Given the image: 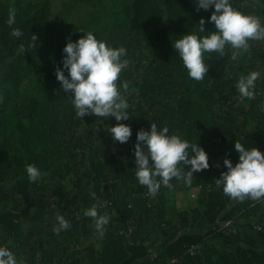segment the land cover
I'll use <instances>...</instances> for the list:
<instances>
[{"label": "trees", "instance_id": "1", "mask_svg": "<svg viewBox=\"0 0 264 264\" xmlns=\"http://www.w3.org/2000/svg\"><path fill=\"white\" fill-rule=\"evenodd\" d=\"M165 1L169 2L168 9L172 8L173 4L183 8L186 6L185 3H187L190 5L192 11L197 10L196 0H145L146 24L150 25L151 21L163 10ZM213 10L214 9H209L205 11L202 9L204 18L207 21ZM137 17L138 15L135 14L131 19V25H133V27L136 25L135 21ZM174 24L176 25V23ZM212 30H215L214 25L207 22L206 31ZM135 33H143V31L135 30ZM205 34L207 35L208 32H205ZM6 35L5 33V40L12 43L8 50L12 52L20 37L16 38L12 35L6 37ZM174 38L178 39L179 37L175 36ZM5 42L6 41H4L3 44L5 45L3 46L8 45ZM66 43L67 41L64 47ZM3 46H1L0 41V51ZM2 55L4 57L5 54L2 53ZM169 56V53L164 54V61L156 65V67L150 71L149 75L142 78L138 87L139 97H151L152 95L163 93L166 90L169 91V88H174L171 102L165 106L163 111H159L155 114L153 122L158 127H168L169 135L173 133L192 142H198L199 146L203 147L206 152L213 153L214 149L212 148L209 150L208 147L212 119L221 118L228 124L242 128L247 116H255V105L251 103L246 106L238 99H231L228 103L222 102L220 100V97L224 93L222 86L217 87L215 94L207 88V84L211 78L218 72L213 71L215 63L214 55L211 57V55L208 56V53L205 54V63H208L209 70L207 76L202 81H196L189 77L188 71L177 53L172 57ZM58 67H62V64L59 63ZM65 74L67 75L66 70ZM179 75L183 76L180 83H177L175 79L179 77ZM49 85L53 88V92L50 91V96L46 104L54 99L59 89L62 90L57 78L55 81H50ZM69 97L70 93L63 92L62 99L59 101L61 110L58 118L62 120L63 130L78 128L85 118L79 119L76 117L75 109L72 107L71 101L68 99ZM4 106L3 103H0V116L4 112L3 110H5ZM50 108L51 106L44 105L42 111H40L38 107H33L35 113L29 123L30 129L17 118H15L16 121L13 122L11 128L8 129L4 128L3 124L0 123V137L2 136L1 138L5 140V150L3 153L2 151L0 153V180H14L15 191L17 194L21 195L23 199H27L30 196L31 186V181H29L25 171L26 166L35 164L38 168L42 167L43 170H49L54 167L62 157V146L60 142L58 143V136H56L50 126L45 125L46 122H48L45 120V117L50 111ZM256 141L258 149L264 153V122H258V138ZM233 144V142L229 141L228 144H220L217 148L219 151L223 148L226 157L231 159L233 165H235V163L238 162L239 155L235 152L234 156L232 152L233 148L230 147L233 146ZM76 146L83 147L82 143H79V139H76L73 144V147ZM42 150L44 151L42 152ZM127 150L126 146L121 145L117 148L115 153L117 160L120 162L119 176L123 178L127 176L134 177L136 184L135 193H145L148 191L147 188L140 185L135 177L134 161H125L124 159ZM8 157L10 159H8ZM87 159L92 173V189L84 194L81 199V205L83 208L87 209L98 202L101 197L108 199L111 206L115 205L111 196V192L115 185H109L104 192L101 190V175L104 165L99 159L97 152L91 147H88ZM38 161H42V164H39ZM226 170L224 164L219 167L214 181L208 187L207 184L210 180L207 169L196 172L195 177L197 178L193 179V184L196 185L204 195L205 209L193 210V225L190 230L180 235H168L165 244L159 250L160 255L155 258V260L165 262L183 252L191 245L200 244L205 239L221 238L223 232L216 230V226L219 222L244 218L247 220V224L244 226V233L242 235L236 233L232 238L234 240L243 241L247 247L237 245L234 249V253H241V255L247 256L243 264H264L262 241L255 228V226L259 224V221L252 219L253 212L261 208V202L252 201L250 199L243 202L236 200L228 211L219 215L222 208H224L229 201V197L224 195L222 188H217L215 181L219 178L220 174ZM32 191L36 194V209L33 219L36 222H42L48 212L51 211V203L46 201V192L41 185L34 184ZM92 192L95 193V199L90 195ZM129 203H131L133 209L138 212L143 203V199L138 198L137 201L133 203L130 201ZM126 211V204H124L121 212L122 218ZM22 213V210L18 209L16 206L0 211V231L2 232L3 241L6 243L4 246L12 250L16 257L22 254L18 241ZM103 213L104 212L101 214ZM108 215L110 216V214ZM65 218L68 219L71 224V227L67 231H61L57 234L53 231L54 226L48 231H45L47 238L46 242L51 252L63 243L77 236L81 229H86L88 227L86 221L80 220L76 215L68 214ZM112 220L114 219L110 216V222L105 226V235L101 239V249L97 253L96 261H94L93 264H137L145 260L149 255V251L141 241H133L123 248L119 247L117 238L113 233ZM8 240L9 243L7 244ZM212 254H217L219 257L221 252L217 250L213 253H209L202 250L205 264H215L212 263L210 258ZM229 263L234 264L230 258ZM169 264H191V261L172 262Z\"/></svg>", "mask_w": 264, "mask_h": 264}, {"label": "clouds", "instance_id": "2", "mask_svg": "<svg viewBox=\"0 0 264 264\" xmlns=\"http://www.w3.org/2000/svg\"><path fill=\"white\" fill-rule=\"evenodd\" d=\"M196 6L197 11L214 9L207 22L212 23L215 30L206 31L202 17L198 24L199 33L208 32L207 35L191 31L172 43L191 79L202 81L207 76L209 65L205 63L206 53L223 56L227 54V49H231V60L238 61L250 49L251 41L264 40V21L261 17L240 11L233 7L231 0H196ZM14 23V19L9 21L10 25ZM83 33L85 35L78 40L67 41L62 50V67H57L55 71L56 78L63 92L70 93L68 99L77 118L87 115L114 117L118 123L107 131L113 143H126L132 136V128L120 121L131 119L127 111L131 107L124 95L129 83L118 81L129 65L128 59H125L127 51L123 46L114 47L97 39L92 31ZM10 34L19 38L23 32L20 28H12ZM37 39L32 35L30 48L35 47ZM260 76L261 71L254 70L238 77L234 86L240 101L256 98V81ZM168 133V127H158L154 123L148 130L141 128L136 133L135 177L152 197L160 192L161 187L172 188L173 180L191 185L194 173L210 167L208 153L198 142ZM234 149L239 154L238 162L233 165L231 159H224L227 170L216 179L217 188H222L224 195L240 202L264 200V153L239 141L235 142ZM186 166L190 168L186 170ZM25 171L31 182H38L42 177L35 164L27 165ZM90 195L95 199L94 192ZM101 207L102 204H93L84 211V216L92 219L99 239L104 237L105 226L110 222L106 212L100 214ZM55 219L53 231L57 234L71 227L65 216L57 215ZM0 264L22 262L7 246H0Z\"/></svg>", "mask_w": 264, "mask_h": 264}, {"label": "crops", "instance_id": "3", "mask_svg": "<svg viewBox=\"0 0 264 264\" xmlns=\"http://www.w3.org/2000/svg\"><path fill=\"white\" fill-rule=\"evenodd\" d=\"M231 2L233 7L244 13L259 16L262 21H264V0H231ZM250 43V49L243 53L238 61L231 60V49H227V54L222 56L220 71L223 78L228 80V82L225 81L226 85L224 84L222 86L224 89V95L222 94L220 97L222 102L228 103L231 99H238V93L234 86L236 80L241 74L246 75L254 70L261 71V76L256 81V91L259 88H262L264 91V50L260 48L258 41H251ZM141 80L142 78L137 79L138 83L134 91V96L135 99L142 100L145 105L143 107L144 110H141V112L135 111L133 102L128 96L127 100L131 109L127 111L130 112L131 119L120 121V123L129 124L132 128V136L126 143H113L107 131L111 126H115L118 123L114 117L97 118L95 115H87L78 128L63 130V137L66 141V150L69 159H65V154H63L64 156L62 155V159H60L59 163L47 170L51 172L49 175H46L39 182H31L30 196L27 199H23L21 195L16 193L14 180H0V211L16 206L23 212L20 219V235L18 238L20 247L23 251H21L22 254L20 256H17V259L20 260L22 264H49L50 254L57 252L60 247L67 244L77 246L78 243L79 245L83 243V238L88 234L96 235L94 224L90 225L85 218H80V220L86 221L88 227L86 229H81L77 236L63 243L52 252L48 249L50 247L47 245V238L45 235V231H48L56 225L55 217L57 215L66 217L72 212L71 210H77L79 213H83L86 210L81 205V199L84 194L92 189V173L87 159L88 147H91L97 152L99 159L104 165L101 175V190L104 192L109 185H115L111 192L115 205L104 209L102 212H107L112 216L114 219L112 223L115 224L116 227L121 223L117 222V220L122 217L121 212L124 204L130 201L133 203L137 201L138 198L143 199V203L137 214L133 234L128 242L141 241L147 247L149 255L145 260L137 264H153L155 260L153 255L159 252L158 245H160L162 241H164L165 244L168 235H180L189 230L193 225V210L205 209L204 195L200 192L199 188L193 184V180L191 185H185L182 182L173 180L172 188L161 187L160 192L155 197H152L148 191L141 194L135 193L136 184L134 177L127 176L123 178L119 176L120 162L115 155L117 148L121 145L126 146L128 155L124 158L125 161H134V146L136 144L137 131L141 128L148 130L151 123H154V114L163 111L167 105L165 102L157 103L158 105L151 102V100H154V98L158 97L161 93L152 95L151 97H139L138 87ZM240 102L248 106L253 100L245 99ZM142 118H147L148 121L138 123V120ZM239 133H245L248 137L256 140L258 138V118L251 115L247 116L242 128L228 124L221 118L212 119L208 147L209 150L213 148L214 152H207L210 167L216 165L219 169V167L223 165V161L226 158L225 151L223 148L219 151L217 147L223 143L228 144L229 141L233 142ZM76 139H79V143H82V148L80 146L73 147ZM230 147L233 148L232 152L235 156L236 151L234 149V144ZM74 167L78 169L76 174L73 172ZM210 167L207 169V173ZM188 168H190V166H186V170H188ZM195 176L196 173H194L193 179L197 178ZM34 184H39L44 188L46 192V201L53 202L52 200L55 197L60 200L59 207L48 212L42 222H36L33 219L36 209V194L32 191ZM193 194L195 197L192 196ZM30 199L33 201L32 205L27 204V201ZM235 201L236 200L229 198V201L226 203V206L222 208L219 215L228 211L234 205ZM260 202L262 206L258 211L253 212L252 219L258 220L259 224L257 225L262 227L260 231L257 230V233L261 237L262 251L264 252V200ZM94 204H98V202ZM101 210L100 208V212ZM26 215L30 218V227L25 226L24 220ZM47 220L52 221L47 222ZM246 224L247 220L244 218L219 222L216 226V230L223 232V236L221 238L205 239L200 243L202 250L206 252L213 253L217 250L221 252L219 257L217 254H212L210 256L212 263L230 264L229 258L234 264H243L246 261V255L234 253V249L237 245L247 247L246 244L243 241L234 240L232 238L236 233L242 235ZM29 232H34L38 237H36L34 241L30 239L27 241L28 238L26 237ZM116 238L120 248L127 245L126 243L128 242H125L123 237L117 236ZM8 243L9 240L7 244ZM0 244L3 246L6 245L2 239L1 231ZM25 246H27V248L29 247L28 249L38 247V253L35 254L36 256L33 257L30 252L25 253ZM154 246H157V248H153ZM100 249L101 239L98 238L95 244V261ZM91 257L92 256H90V258Z\"/></svg>", "mask_w": 264, "mask_h": 264}, {"label": "rangeland", "instance_id": "4", "mask_svg": "<svg viewBox=\"0 0 264 264\" xmlns=\"http://www.w3.org/2000/svg\"><path fill=\"white\" fill-rule=\"evenodd\" d=\"M168 3V1L164 2L163 10L148 25L145 22V0H0V41L1 46L5 45L4 41L8 44L3 46L2 52L0 51V103L5 105V110L0 116V123L8 129L17 118L30 129L29 123L35 113L33 107H38L42 111L44 105L51 106L45 117L48 121L45 125L50 126L58 136V143L60 142L62 146V155L65 154L64 158L69 159L66 141L63 137L62 120L58 118L61 110L59 101L63 96L62 90L59 89L54 99L46 103L50 91L53 92L49 83L55 81L56 68L59 63L62 64L64 55L62 50L65 42L69 39L76 41L85 35L83 32L88 31H92L97 39L104 40L114 47H125L127 51L125 59H128L129 65L120 74L118 83L122 81L129 83V88L124 95L129 96L135 111L144 110L145 105L142 100H137L134 96L137 79L149 75L156 65L164 61V54L169 53V57H172L176 53L172 45L177 40L175 36L180 38L191 31L199 33L198 24L200 19L204 18L202 9L192 11L187 3L183 8L173 4L172 8L168 9ZM135 14L138 17L133 27L131 19ZM13 19L15 23L10 25L9 21ZM206 23L205 19V30ZM12 28H20L23 35L19 38L14 50L9 52L8 49L12 43L5 40L4 35L6 33V37H9ZM135 30H142L143 33H135ZM32 35L38 38L33 49L29 47ZM199 35L206 34L204 32ZM2 53L5 54L4 57ZM209 55L211 57L214 55L213 71L218 72L211 78L207 88L215 94L217 87L226 85L225 81L228 82V80L223 78L220 71L222 56L217 53H208ZM182 76L179 75L175 81L180 83ZM173 89L169 88V91H164L151 102L169 104L173 97ZM145 121H148L147 118H142L138 120V123ZM1 137L0 153L1 151L3 153L5 140ZM38 163L42 164V161ZM39 169L42 172L39 181L51 173L43 170L42 167ZM77 170V167L73 168L75 174ZM52 201L58 208L59 198L55 197ZM32 203L31 199L27 201L29 205ZM79 217L85 218L90 225L93 224L90 217L84 216V212L80 213ZM50 221L47 220V222ZM24 222L26 227L31 226L29 216L26 215ZM117 222H122V217ZM36 237L38 236L34 232H29L26 238H28L27 241L29 239L34 241ZM97 241L96 235L88 234L80 245L79 243L77 246L64 245L57 252L50 254L49 264H91L95 261ZM163 245L164 241L158 245L159 250ZM25 247V253L30 252L33 257L38 253V247L31 249Z\"/></svg>", "mask_w": 264, "mask_h": 264}, {"label": "built area", "instance_id": "5", "mask_svg": "<svg viewBox=\"0 0 264 264\" xmlns=\"http://www.w3.org/2000/svg\"><path fill=\"white\" fill-rule=\"evenodd\" d=\"M258 44L260 48L264 50V40L258 41ZM252 103H254L255 105L254 112H255V116L258 118V122H264V91L262 88H259L256 91V98L253 100ZM236 141H239L241 143L245 142V144L249 147L258 148L257 141L248 137L245 133H239L237 138L233 141V143L235 144ZM127 155H128V151H127L126 156ZM217 170H218V167L216 165H213L210 167L208 171V177H209L210 182L207 184V187L210 186L211 183L214 181ZM192 196L195 197L194 194ZM50 203H51L50 205L51 210L56 209L57 206L55 202L53 201ZM98 204L103 205V207H101L102 210L100 214L102 213L104 209L111 207V203L105 197L99 198ZM126 210L127 211L124 214V217L122 218V222L120 223V225L116 227L115 224H113L112 222L111 224L113 226L114 236L115 237L121 236L124 238L125 242H128L129 238L133 234L138 212H136L133 209L131 203L129 202L126 203ZM69 214L76 215L80 219L79 217L80 213L77 210H74L73 212ZM256 229L260 231L262 227L259 225H256ZM126 244H129V242ZM0 246H3V245L0 244ZM182 261H191V264H205L200 244H195V245H191L187 247L183 252L177 254L176 256H174L173 258L165 262L160 261V260H155L154 264H169L172 262H182Z\"/></svg>", "mask_w": 264, "mask_h": 264}, {"label": "water", "instance_id": "6", "mask_svg": "<svg viewBox=\"0 0 264 264\" xmlns=\"http://www.w3.org/2000/svg\"><path fill=\"white\" fill-rule=\"evenodd\" d=\"M189 230H190V229H189ZM159 255H160V251L157 252V253H155V254L153 255V257L157 258Z\"/></svg>", "mask_w": 264, "mask_h": 264}]
</instances>
